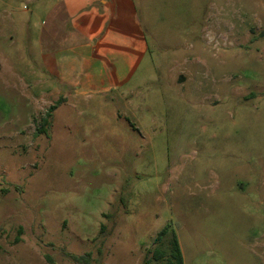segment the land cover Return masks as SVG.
Here are the masks:
<instances>
[{
    "label": "rangeland",
    "instance_id": "1",
    "mask_svg": "<svg viewBox=\"0 0 264 264\" xmlns=\"http://www.w3.org/2000/svg\"><path fill=\"white\" fill-rule=\"evenodd\" d=\"M39 1L0 0V264H164L167 223L184 264H264V0H131L134 75L80 95Z\"/></svg>",
    "mask_w": 264,
    "mask_h": 264
},
{
    "label": "crops",
    "instance_id": "2",
    "mask_svg": "<svg viewBox=\"0 0 264 264\" xmlns=\"http://www.w3.org/2000/svg\"><path fill=\"white\" fill-rule=\"evenodd\" d=\"M36 9L43 15L35 37L40 69L67 92L105 93L134 75L142 46L133 42L130 56L120 43L131 0H40ZM127 30L129 39L138 36L133 21Z\"/></svg>",
    "mask_w": 264,
    "mask_h": 264
},
{
    "label": "trees",
    "instance_id": "3",
    "mask_svg": "<svg viewBox=\"0 0 264 264\" xmlns=\"http://www.w3.org/2000/svg\"><path fill=\"white\" fill-rule=\"evenodd\" d=\"M56 108L55 105H51L48 109V114L50 115L51 111ZM48 121L45 120V123ZM165 237H169V243L167 246H163L162 244L155 249V258L164 260V264H184L183 254L181 252L176 232L171 227L170 223H167L163 226L160 231L157 233L156 239L163 243ZM75 260L83 259L84 256H73ZM145 264H149L147 260Z\"/></svg>",
    "mask_w": 264,
    "mask_h": 264
}]
</instances>
